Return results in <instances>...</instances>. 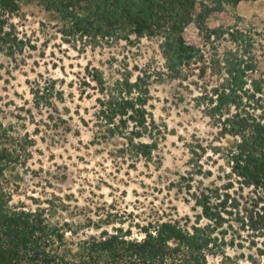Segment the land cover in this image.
Here are the masks:
<instances>
[{"label": "trees", "instance_id": "1", "mask_svg": "<svg viewBox=\"0 0 264 264\" xmlns=\"http://www.w3.org/2000/svg\"><path fill=\"white\" fill-rule=\"evenodd\" d=\"M20 1L0 0V54L10 58L33 48L12 22ZM31 1L55 14L54 31L62 41L79 43L83 49L131 40V36L159 38L163 71L145 70L134 78L126 71L107 81L100 69L86 67L83 82L91 80L98 92L94 140H118L116 153L128 165L140 158L149 161L163 133L147 109L150 79L164 76L184 86L194 84L195 106L217 128L220 139L231 138L227 146L215 151L225 156L240 187L253 189L242 219L246 234L239 237L255 247L251 260L255 262L257 257L264 263V103H259L264 89L261 78L250 77L257 70L259 42L237 24L206 25L211 11L241 0ZM190 23L205 42L213 43L223 36L231 47L218 53L213 44L207 54L205 49L187 43L182 32ZM40 88L33 93H39ZM45 89L51 92L50 97L62 98L63 92L54 90L52 84L42 91ZM33 142L0 121V264H207L210 255L222 252L226 244L220 228L223 213L227 206L239 209V202L216 189L194 193L200 213L192 223L176 219L136 223L137 233L110 221L105 225L90 221L87 226L94 233L75 231L68 222L48 219L40 209L12 203L18 183L10 181L6 172L26 165ZM201 218L207 222L202 223Z\"/></svg>", "mask_w": 264, "mask_h": 264}, {"label": "rangeland", "instance_id": "2", "mask_svg": "<svg viewBox=\"0 0 264 264\" xmlns=\"http://www.w3.org/2000/svg\"><path fill=\"white\" fill-rule=\"evenodd\" d=\"M12 22L33 48L16 58L0 54V121L18 136L34 140L26 165L6 172L10 181L18 183L12 203L40 209L48 219L68 222L75 231L94 233L87 226L90 221L103 225L110 221L137 233L136 223L168 219L192 223L200 213L194 193L216 189L236 198L239 209L227 206L220 227L226 244L222 252L208 257L207 264H264L257 257L251 260L255 247L239 237L246 234L242 219L253 189L240 187L225 156L215 151L231 138L220 139L217 128L195 106L194 84L184 86L164 76L150 79L147 109L163 133L149 161L140 158L128 165L116 153L118 140H94L98 92L91 80L83 82L86 67L100 69L107 81L126 71L133 78L145 70L163 71L158 37L131 36V40L83 49L79 43L62 41L54 31L55 14L31 0L20 1ZM234 24L259 42L257 70L250 77L261 78L264 89V0L224 5L206 18L209 28ZM182 34L187 43L207 54L213 44L218 53L231 47L223 36L205 42L194 23ZM215 76L217 81L219 75ZM51 84L63 92L62 98L42 91ZM38 86L42 87L39 93H33ZM259 103H264V96Z\"/></svg>", "mask_w": 264, "mask_h": 264}]
</instances>
